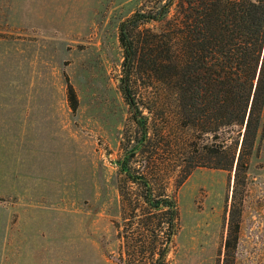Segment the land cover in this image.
<instances>
[{
  "label": "rangeland",
  "instance_id": "obj_1",
  "mask_svg": "<svg viewBox=\"0 0 264 264\" xmlns=\"http://www.w3.org/2000/svg\"><path fill=\"white\" fill-rule=\"evenodd\" d=\"M152 3L0 0V264H119L124 235L144 238L132 211L138 186L119 165L141 137L139 111L178 203L166 264H223L236 163L206 160L177 185L174 169L191 164L188 142L203 145L202 136L180 125L174 96H161L151 72L130 67L120 38L121 23ZM234 263L264 264V110Z\"/></svg>",
  "mask_w": 264,
  "mask_h": 264
},
{
  "label": "trees",
  "instance_id": "obj_2",
  "mask_svg": "<svg viewBox=\"0 0 264 264\" xmlns=\"http://www.w3.org/2000/svg\"><path fill=\"white\" fill-rule=\"evenodd\" d=\"M148 1L152 5L143 6L120 25L127 61L131 68L137 62L143 72H151L161 96L166 92L174 96L180 125L202 136L203 145L200 140L188 142L191 164L174 169L182 172L177 185L194 167L207 164L206 160L228 170L236 163L223 260V264H235L246 174L263 122L264 0ZM152 20L161 23L158 30L141 29ZM69 98L76 108L72 86ZM134 116L141 137L127 147L119 165L138 186L139 203L132 211L139 217L138 228L144 238L125 234V251L118 256V263L166 264L178 230V203L157 169L148 117L140 111ZM137 155H143L141 168L133 165ZM139 208L142 215L135 214Z\"/></svg>",
  "mask_w": 264,
  "mask_h": 264
}]
</instances>
